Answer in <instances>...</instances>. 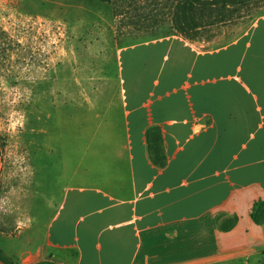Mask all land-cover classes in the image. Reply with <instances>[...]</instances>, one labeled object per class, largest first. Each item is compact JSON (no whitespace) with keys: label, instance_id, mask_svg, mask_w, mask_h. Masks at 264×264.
Returning <instances> with one entry per match:
<instances>
[{"label":"crops","instance_id":"obj_1","mask_svg":"<svg viewBox=\"0 0 264 264\" xmlns=\"http://www.w3.org/2000/svg\"><path fill=\"white\" fill-rule=\"evenodd\" d=\"M233 31L119 49L124 139L88 140L102 166L85 169L98 184L67 190L21 264H264V224L253 218L264 202V16ZM108 82L79 115L103 118ZM152 128L165 167L152 160Z\"/></svg>","mask_w":264,"mask_h":264},{"label":"rangeland","instance_id":"obj_2","mask_svg":"<svg viewBox=\"0 0 264 264\" xmlns=\"http://www.w3.org/2000/svg\"><path fill=\"white\" fill-rule=\"evenodd\" d=\"M184 2L0 0V249L11 264L45 241L68 189L98 184L85 169L88 162L95 173L102 166L85 154L88 140L96 148L107 131L124 139L120 48L138 45L141 54L147 41L182 34L175 25L187 28V21L200 26L192 39L224 41L226 32L231 39L235 27L264 16V0L218 9L209 0V9L198 6L188 18ZM106 82L103 118L85 113L81 120L78 112Z\"/></svg>","mask_w":264,"mask_h":264},{"label":"trees","instance_id":"obj_3","mask_svg":"<svg viewBox=\"0 0 264 264\" xmlns=\"http://www.w3.org/2000/svg\"><path fill=\"white\" fill-rule=\"evenodd\" d=\"M69 1V0H64ZM102 2H109L111 0H99ZM241 0H211V5L218 8H227L228 6H234L237 3H239ZM209 0H185V2L182 4V6L179 5L180 10L184 13L185 17L191 16L194 11L197 9L196 7H200L201 11L209 9L206 3H208ZM176 28L178 31H180L183 35H185L187 38H192L193 34L192 31H197L200 29V26L197 25L195 22H189L187 21V28L181 25L176 24ZM147 140L149 145V151L152 156V160L155 164H157L160 167H165L167 163V158L164 153L163 148V132L160 128H152L147 133ZM253 218L257 224H264V202L258 203L254 209ZM235 221L226 224L223 226L224 230H230L234 227ZM0 261L11 264L8 257L5 255V253L0 249Z\"/></svg>","mask_w":264,"mask_h":264}]
</instances>
